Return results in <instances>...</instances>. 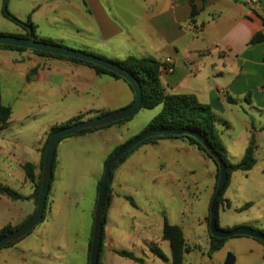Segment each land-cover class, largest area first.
I'll return each instance as SVG.
<instances>
[{"label":"rangeland","instance_id":"1","mask_svg":"<svg viewBox=\"0 0 264 264\" xmlns=\"http://www.w3.org/2000/svg\"><path fill=\"white\" fill-rule=\"evenodd\" d=\"M34 6L35 0H0V33L23 34L22 27L7 19L4 11L19 22H34ZM5 60L0 56V62ZM0 82L1 102L13 110L10 124L0 130V182L22 197L13 200L0 194L1 230L9 224H22L35 206L26 199L33 193L32 183L27 179L21 184L23 180L11 160L27 156L30 161L34 155L25 152L37 140L41 126L77 116L78 106L65 100L30 113L25 123H19L36 98L20 93V88L8 90L2 71ZM223 102L225 111L216 110L215 114L228 160L240 163L252 138L257 148L255 166L230 177L218 204V227L230 231L249 223L248 228L264 232V109L245 99H237L236 104ZM159 110L141 109L123 126L102 128L101 138L95 135L59 141L44 220L13 246L3 248L0 264H90L86 246L93 234L97 185L108 151L112 144L141 134ZM139 149L114 171L113 201L108 210L110 231L105 234L101 264H171L169 242L163 240L166 222L183 230L190 249L184 264H226L230 256L234 264H264V244L246 236L228 238L221 250L209 254L207 219L217 173L212 159L184 139L162 138ZM116 250L131 252L141 262L121 257Z\"/></svg>","mask_w":264,"mask_h":264},{"label":"crops","instance_id":"2","mask_svg":"<svg viewBox=\"0 0 264 264\" xmlns=\"http://www.w3.org/2000/svg\"><path fill=\"white\" fill-rule=\"evenodd\" d=\"M193 9L195 17H192ZM33 11L36 19L32 23L39 38L109 61L134 56L165 63L160 80L166 94L195 95L214 114L216 110L225 111L224 99L228 104L245 99L250 105L264 109V41L251 44L253 36L264 29V0L253 3L250 0H35ZM2 55L7 60L0 62V73L9 85L8 90L20 88V93L28 92L36 98L30 112L18 119L19 123H25L30 113L65 100L78 106L77 116L82 115L83 121L126 108L135 100L126 82L97 74L86 64L31 50L0 49ZM228 97L234 103L228 102ZM1 100L2 93L0 105H3ZM89 114L92 116H86ZM71 119L43 124L37 140L25 152L34 155L31 160L27 156L11 160L23 180L21 184L27 181L24 169L27 163L34 165V175L39 179L42 153L51 128ZM95 135L101 138V129L68 138ZM124 143L112 144L108 156ZM18 147H23L21 141ZM32 185L34 193L35 184ZM213 192L214 186L212 195ZM33 193L26 199L34 202ZM36 208L35 204L26 219ZM17 225L20 224L12 226ZM109 231L107 223L105 234ZM89 243L90 240L87 257Z\"/></svg>","mask_w":264,"mask_h":264},{"label":"trees","instance_id":"3","mask_svg":"<svg viewBox=\"0 0 264 264\" xmlns=\"http://www.w3.org/2000/svg\"><path fill=\"white\" fill-rule=\"evenodd\" d=\"M4 16L11 20L14 21L16 24L22 27L24 30L23 34H14L10 36H16V37H21V38H32L36 41L48 43V44H58L57 42L50 40V39H42L39 38L36 34L35 31V26L32 23L30 19L24 22H19L17 19L11 17L10 14H8L6 11H4ZM196 16V11L193 9L192 11V17ZM263 27H264V17H263ZM0 35H9V34H3L0 33ZM264 41V29L262 31L257 32L252 40L251 44H257L259 42ZM0 49H8V50H17V51H27L28 49L25 48H19V47H14V46H5V45H0ZM32 52L39 54V55H44V56H50V57H58V58H64L68 59L70 61L86 64L90 67H92L97 74H102V75H108L111 76L115 79L123 80L126 82L131 90L134 92L132 86L121 76L106 70L100 66H97L95 64L86 62V61H80L76 60L71 57H63L60 55H53V54H48V53H43L40 51H35L31 50ZM105 59V58H103ZM114 63L118 64L121 66L123 69H125L129 74H131L133 77H135L141 84L142 89H143V98H142V105L139 110L141 109H146V110H154L156 108H160L159 112L152 118L150 123L144 128V130L141 132L144 133L149 130H158V129H166V130H183V129H188L191 131H194L196 133H199L207 142L208 144L216 151L220 157L224 160V162L227 164V171H228V180L225 186V189L229 185L230 177L232 173L236 171H249L251 170L255 164H256V159H255V151H256V142L254 141V138L250 141V145L247 147L244 157L241 160L240 163L238 164H232L228 158L226 157L224 153V147L221 142L220 134L217 129V122L219 119L215 116L213 113L211 107L207 104L201 103L195 95L191 94H166L165 89L161 83L160 77L166 68V64L162 63L158 60L152 59V58H140V57H134V56H129L126 57L123 60L119 61H113ZM0 94H1V88H0ZM228 102L234 103V100L230 97L227 98ZM12 116V109L9 106L5 105H0V129L6 128L9 123L10 119ZM83 116L79 115L70 121L62 124V125H57L51 128L48 138L46 140L45 147L43 149L42 153V162H41V175L38 180H36V177L34 175L35 167L33 164L27 163L24 165V169L26 171V176L27 179L35 184L34 187V193L31 196V199L34 200L36 207L38 203V198H39V192H40V187H41V181H42V174H43V167H44V160H45V152L47 145L49 143L50 137L55 133L56 131L74 125L78 122L83 121ZM132 118V117H131ZM129 119H125L110 125H106L103 127H99L96 129H84L80 132H78L76 135H85L88 133H92L95 131H98L102 128L105 127H111L114 125H122L125 122L129 121ZM139 134V135H141ZM138 135V136H139ZM75 136V135H72ZM69 136V137H72ZM137 137V136H136ZM68 138V137H66ZM63 138V139H66ZM162 138H170V139H184L189 142L190 145L197 147L200 151L204 152L210 159H212L216 166H217V173H216V183L214 187V192L212 195V198L216 192L217 189V184L219 180V166L216 162V160L207 153L206 149L203 147L199 141H197L195 138L188 136V135H180V136H159V137H153V138H148L136 147H134L131 151H129L127 154H125L114 166L111 172V177L108 182L107 186V193L104 201V212H103V220H102V240H101V247H100V253H99V263L102 255V250H103V243L105 240V229L108 223V210L111 207L112 201H113V188H112V182L114 179V171L115 169L121 165L136 149H138L142 144L150 143V142H155L158 139ZM61 139V140H63ZM60 140V141H61ZM132 140V139H131ZM131 140L127 141L126 143L118 146L105 160L104 166L107 164V162L123 147L125 146L128 142ZM56 157V155H55ZM55 163V160H54ZM105 168V167H104ZM54 169V166H53ZM103 177V175H102ZM99 180L98 185H97V195H98V188L100 185V182L102 180ZM224 189V191H225ZM223 191V194H224ZM0 194L5 195L13 200L20 199L21 197L17 195L13 190L10 188L3 186L0 184ZM223 194L219 199V204L223 200ZM212 200V199H211ZM227 206H229V203L227 202ZM36 212V210H35ZM34 212V214H35ZM31 215L28 219H26L22 224L18 226H12V225H7L3 227L0 230V238L5 237L6 235L18 230L22 226H24L33 216ZM44 220V218H43ZM42 220V221H43ZM208 225L210 222V214L208 217ZM217 222H218V216H217ZM262 232V231H261ZM264 233V232H262ZM93 238V234H92ZM92 238L89 243V255L88 259H90V252H91V245H92ZM163 240L169 242L170 246V251H171V264H184L185 260V255L190 252V249L188 247V244L186 242V239L184 237L183 230L181 227L177 225H172L169 224L168 222L165 223L164 226V231H163ZM17 241V240H16ZM10 242L6 244L4 247L0 248V251L3 248H7L10 246H13L15 242ZM226 239H219L216 237H213L210 232V238H209V254L212 255L213 253L221 250L225 244ZM262 242V241H260ZM264 244V242H262ZM158 254L162 255V253L157 250ZM116 254H118L121 257L129 258L131 260H134L136 262H141L139 258H137L133 253L131 252H126V251H115ZM89 264V263H88Z\"/></svg>","mask_w":264,"mask_h":264},{"label":"water","instance_id":"4","mask_svg":"<svg viewBox=\"0 0 264 264\" xmlns=\"http://www.w3.org/2000/svg\"><path fill=\"white\" fill-rule=\"evenodd\" d=\"M0 45L14 46L19 48H25L28 50L40 51L43 53H48L53 55H60L63 57H71L76 60L86 61L95 64L124 78L132 86L135 94L134 102L126 108H123L118 111L106 113L104 115L98 116L93 119L78 122L74 125L62 128L56 131L55 133H53V135L50 137L45 152L42 181H41L36 212L34 216L24 226L6 235L5 237L0 238V248H2L6 244L19 240L24 236H26L37 224H39L43 220L48 193L53 179V166L56 155V148L59 141L63 138L76 135L78 132L84 129H96L99 127L110 125L133 117L139 111L142 105L143 89L140 82L118 64L114 63L113 61H109L101 57L86 53L84 51L70 49L58 44H48V43L36 41L32 38H21L10 35H0ZM180 135H188L199 141V143H201L203 147L206 149L207 153L216 160L219 166L220 175L217 184V189L211 200L210 208H209V214H210L209 228L211 235L219 239H228L234 236H246L264 242V233L259 232L252 228L238 227L230 231H223L219 229L217 222L218 204H219V199L223 194V191L225 189L228 180L227 164L199 133H196L188 129L149 130L135 137L130 142H128L105 165L103 177L98 188V195L96 201L95 218H94V226H93V238H92V245L90 252V264L99 263V253H100L101 240H102V220H103V212H104V201L107 193L108 182L110 180L111 172L115 164L125 154H127L134 147H136L137 145H139L148 138L159 137V136H180ZM226 264H234V258L231 256L228 257Z\"/></svg>","mask_w":264,"mask_h":264},{"label":"built area","instance_id":"5","mask_svg":"<svg viewBox=\"0 0 264 264\" xmlns=\"http://www.w3.org/2000/svg\"><path fill=\"white\" fill-rule=\"evenodd\" d=\"M252 3L255 2V0H250ZM167 71H172L171 68H167Z\"/></svg>","mask_w":264,"mask_h":264}]
</instances>
